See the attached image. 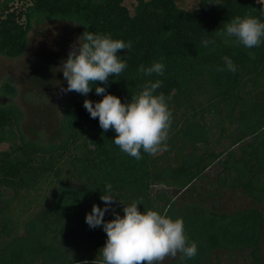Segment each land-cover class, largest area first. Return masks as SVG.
<instances>
[{"label": "trees", "instance_id": "16d2710c", "mask_svg": "<svg viewBox=\"0 0 264 264\" xmlns=\"http://www.w3.org/2000/svg\"><path fill=\"white\" fill-rule=\"evenodd\" d=\"M0 14V51L22 53L36 16L77 21L83 33L131 41L120 51L128 67L87 96L74 93L66 107V137L36 146L17 128L15 113L0 107V264H99L107 236L85 222L112 185V205L142 199L182 217L193 259L163 264H264V43L247 49L216 31L236 16L264 22V0H199L190 11L176 0H11ZM203 39L215 44L204 47ZM251 53V55H250ZM235 73L217 71L223 56ZM163 57L162 76L138 67ZM171 96L169 150L137 161L114 144L83 101H100L95 87L128 102L148 80ZM10 93L12 87L6 86ZM114 218L113 211L104 220Z\"/></svg>", "mask_w": 264, "mask_h": 264}, {"label": "clouds", "instance_id": "9594fccd", "mask_svg": "<svg viewBox=\"0 0 264 264\" xmlns=\"http://www.w3.org/2000/svg\"><path fill=\"white\" fill-rule=\"evenodd\" d=\"M216 34L224 38L225 43L234 38L235 43L252 49L264 43V22L251 15L236 16L224 23ZM201 43L208 47L215 41L203 39ZM131 48V41L86 30L70 46L67 59L59 67L67 82L66 88L61 87V93L74 91L87 96L94 84L107 85L109 77L120 76L128 67L118 52ZM222 60L223 67H218L217 71H237V65L229 56H223ZM162 61L163 57L148 67L141 64L137 71L143 77L162 76L165 71ZM161 86L159 79L155 82L148 80L141 91L131 95L128 102H122L118 96L108 93L105 87L96 86V95L103 98L98 102L85 99L83 107L92 119L98 118L104 132L114 130L113 142L121 152L137 161L143 158L142 151L155 157L169 150L167 141L173 122L168 103L172 97L165 96L163 92L156 94ZM105 191L107 194L100 196L104 207L93 204L91 212L85 217L90 228L102 226L107 236L99 250V264H163L167 258H175L178 254L181 260L198 255V245L188 237L182 217L173 219L167 212L161 213L152 208L144 207L141 211L138 205L143 204L142 199L129 204L120 200L124 205L121 216L112 209L116 198L111 195L110 183L105 185ZM109 211H113L114 218L105 221L104 216Z\"/></svg>", "mask_w": 264, "mask_h": 264}, {"label": "rangeland", "instance_id": "374dc122", "mask_svg": "<svg viewBox=\"0 0 264 264\" xmlns=\"http://www.w3.org/2000/svg\"><path fill=\"white\" fill-rule=\"evenodd\" d=\"M176 2L190 11L199 5V0ZM82 34L77 21L36 16L22 53L0 60V107L15 113L17 128L32 145L60 144L66 137L65 112L75 92L61 93L67 82L59 67Z\"/></svg>", "mask_w": 264, "mask_h": 264}, {"label": "flooded vegetation", "instance_id": "af4514ba", "mask_svg": "<svg viewBox=\"0 0 264 264\" xmlns=\"http://www.w3.org/2000/svg\"><path fill=\"white\" fill-rule=\"evenodd\" d=\"M10 2H11V0H0V14H2V12H3V10H2L3 6L11 4ZM19 55H17V56H19ZM17 56H9L8 54L0 51V60L5 61V59H10V58L17 57Z\"/></svg>", "mask_w": 264, "mask_h": 264}]
</instances>
